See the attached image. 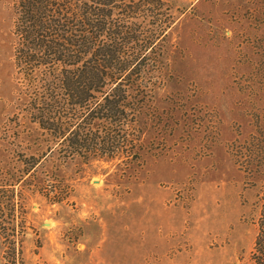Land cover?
<instances>
[{"label":"rangeland","instance_id":"374dc122","mask_svg":"<svg viewBox=\"0 0 264 264\" xmlns=\"http://www.w3.org/2000/svg\"><path fill=\"white\" fill-rule=\"evenodd\" d=\"M168 4L173 23L161 66L152 63L162 68L152 71L139 160L68 164L53 177L60 190L34 187L23 172L27 154L45 148L32 144L41 131L20 110L14 0H0V186L15 191L18 208L0 220V264L248 263L264 160L253 176L236 160L252 130L243 81L260 54L254 39L264 40V0Z\"/></svg>","mask_w":264,"mask_h":264},{"label":"trees","instance_id":"16d2710c","mask_svg":"<svg viewBox=\"0 0 264 264\" xmlns=\"http://www.w3.org/2000/svg\"><path fill=\"white\" fill-rule=\"evenodd\" d=\"M168 1L14 0L12 59L18 95L25 98L20 110L41 131L32 144L45 148L25 158L23 172L34 187L49 181L65 189L53 177L68 164L139 160L152 117V71L162 68L152 63L160 65V44L173 23ZM254 40L260 54L243 81L252 130L236 160L249 176L264 160V40ZM14 195L0 186V220L16 219ZM260 203L247 264H264V193ZM7 240L14 252L17 238Z\"/></svg>","mask_w":264,"mask_h":264}]
</instances>
